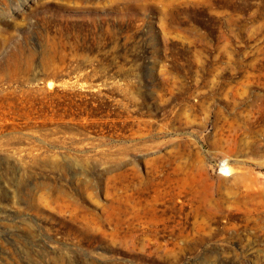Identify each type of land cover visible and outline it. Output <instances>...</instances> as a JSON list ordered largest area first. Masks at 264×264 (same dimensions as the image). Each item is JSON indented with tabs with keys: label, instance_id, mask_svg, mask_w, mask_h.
Returning a JSON list of instances; mask_svg holds the SVG:
<instances>
[{
	"label": "rangeland",
	"instance_id": "374dc122",
	"mask_svg": "<svg viewBox=\"0 0 264 264\" xmlns=\"http://www.w3.org/2000/svg\"><path fill=\"white\" fill-rule=\"evenodd\" d=\"M11 1L0 264H264V0Z\"/></svg>",
	"mask_w": 264,
	"mask_h": 264
},
{
	"label": "bare ground",
	"instance_id": "6f19581e",
	"mask_svg": "<svg viewBox=\"0 0 264 264\" xmlns=\"http://www.w3.org/2000/svg\"><path fill=\"white\" fill-rule=\"evenodd\" d=\"M0 1H1V0H0ZM6 1H7V0H6ZM12 1H13V0H12ZM12 1H11V2H12ZM8 2H9V1H8ZM11 2H10V3H11ZM13 2H14V1H13ZM0 3H1V2H0ZM3 3L6 4L7 2H2V4H3ZM41 3H42V2H41ZM5 4H4V5H5ZM6 5H7V4H6ZM42 5H43V4H39V6H38V8H39L40 11L45 10V6H42ZM1 7H2V6H1ZM1 7H0V8H1ZM3 9H4V8H3ZM57 9H58V8H57ZM3 14L5 15V13H3V12L1 13V11H0V19H4V15H3Z\"/></svg>",
	"mask_w": 264,
	"mask_h": 264
}]
</instances>
